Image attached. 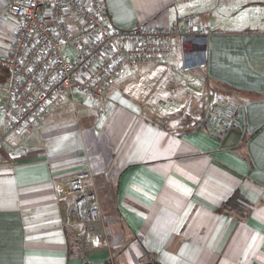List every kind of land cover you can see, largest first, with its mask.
<instances>
[{"label": "crops", "instance_id": "0c3cea01", "mask_svg": "<svg viewBox=\"0 0 264 264\" xmlns=\"http://www.w3.org/2000/svg\"><path fill=\"white\" fill-rule=\"evenodd\" d=\"M104 1L121 29L193 17L210 33L176 39L167 62L125 71L102 100L78 105L76 91L36 130L5 138L0 264H264V0ZM229 100L232 125L205 122L209 104ZM73 174L90 176L99 219L59 196Z\"/></svg>", "mask_w": 264, "mask_h": 264}, {"label": "built area", "instance_id": "2783aa9c", "mask_svg": "<svg viewBox=\"0 0 264 264\" xmlns=\"http://www.w3.org/2000/svg\"><path fill=\"white\" fill-rule=\"evenodd\" d=\"M6 13L2 24L9 47L0 52L6 71L0 80V149L10 133L36 130L56 103L76 91L100 101L125 71L167 62L176 39L191 43L210 33L193 17L182 27L139 22L121 29L109 20L104 0H7ZM238 112L233 100L221 107L209 104L205 122L230 126ZM89 184L87 174L67 175L59 180L58 192L78 198L82 219L97 220L99 212L90 206L94 197L85 192ZM90 241L95 247L105 245L98 236Z\"/></svg>", "mask_w": 264, "mask_h": 264}, {"label": "rangeland", "instance_id": "374dc122", "mask_svg": "<svg viewBox=\"0 0 264 264\" xmlns=\"http://www.w3.org/2000/svg\"><path fill=\"white\" fill-rule=\"evenodd\" d=\"M175 45H176V41H175ZM2 95L3 94L0 92V103L2 102V99H3ZM75 95H76L75 99H76V102H77L78 105H82V104H87L88 105L94 100L91 96L87 95L86 93L76 92Z\"/></svg>", "mask_w": 264, "mask_h": 264}]
</instances>
